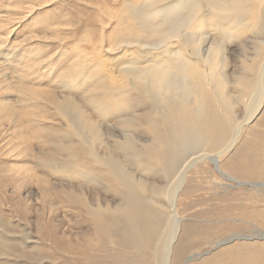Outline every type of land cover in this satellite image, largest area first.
I'll use <instances>...</instances> for the list:
<instances>
[{"label": "rangeland", "instance_id": "374dc122", "mask_svg": "<svg viewBox=\"0 0 264 264\" xmlns=\"http://www.w3.org/2000/svg\"><path fill=\"white\" fill-rule=\"evenodd\" d=\"M176 1L0 0V264H264V0H223L239 7L220 16L217 0H197L191 13H172L181 20L165 35L149 33L131 14L154 2L172 10ZM184 32L199 37L203 84L187 80L192 60V72L174 68L176 83L168 85L177 98L186 78L192 94L184 103L149 108L116 68L151 58L183 64L191 56ZM211 42L219 46L213 62ZM102 81L110 89L91 93ZM94 94L104 98L105 116L86 100ZM121 106L126 113H110ZM171 110L192 112L185 142ZM75 115L92 130L80 133ZM126 116L133 128L122 127ZM127 144L133 155L119 148ZM176 149L177 170L169 169L163 157ZM108 158L120 172L104 165ZM132 199L161 210L170 221L165 239L173 217L180 219L166 261L161 245L139 248L121 231L108 243L95 232L91 215L113 210L125 226Z\"/></svg>", "mask_w": 264, "mask_h": 264}, {"label": "bare ground", "instance_id": "6f19581e", "mask_svg": "<svg viewBox=\"0 0 264 264\" xmlns=\"http://www.w3.org/2000/svg\"><path fill=\"white\" fill-rule=\"evenodd\" d=\"M159 1V0H158ZM200 1V0H198ZM206 1H209V2H212L213 0H206ZM217 5L215 7V12L218 16H220V12L222 11H227L229 10L230 8H233V9H236L239 7V1H235L233 2V5H229L227 4L225 1L223 0H217ZM263 1V0H262ZM177 3V6L175 4L176 7H174V9L172 10H168L166 7H157V6H154V5H157L154 3H151V5L149 7H147L146 9H141V8H134L131 10V14L133 15L132 17L136 18V20L138 21V25L141 26L143 25L144 28H148L150 29L149 33H153V34H163L165 32V29H170V28H174V24L175 22H180V18H182V16L178 17L180 20H176V19H171V15L173 13L174 16H176V12H182V14L185 12V14L187 13V11H189L190 13L194 10H196L197 7V0H194V2H191V1H187V0H178L176 1ZM147 4V3H146ZM174 6V4H173ZM172 8V7H171ZM131 9V8H130ZM264 9V8H263ZM176 14V15H175ZM181 14V15H182ZM263 16V15H262ZM177 17V16H176ZM174 17V18H176ZM261 19V18H260ZM262 20V19H261ZM142 27V26H141ZM175 29V28H174ZM224 30V33H228L230 32L227 28H222ZM146 30V29H144ZM223 32V31H222ZM176 34V33H175ZM165 35V34H163ZM195 35V33H194ZM202 36V35H201ZM200 36V37H201ZM227 36V35H226ZM182 37V41L184 42V44L189 48V51L191 53V56L189 57L190 59H188L187 61H185L183 64H179V63H176V64H173L172 62H169L168 58L164 59L163 58H151V60L149 59V62H143V65L140 63V65L136 64V68H132L131 66H128V65H123V66H120V69L119 68H116V73L117 74H122L125 78L129 79L130 80V83H132L134 85V87H136L139 91V95H140V98L143 100V103L146 104V106H148L149 108L150 107H153V104L156 102H169L171 100H177L178 102H182L184 103V100L187 99L191 94L192 92L190 91L191 89L188 88V83L187 80H191V82H194V85L196 87V85H201L203 84V77L202 75L200 74V70H198L196 67H195V62L199 63L200 62V57H196V40L197 36H193L192 33L190 32H187L181 36ZM180 37V38H181ZM196 37V39H195ZM203 38V36H202ZM201 40L204 41V38ZM143 43V42H142ZM150 43V42H149ZM256 46V45H255ZM260 45H258L257 47L259 48ZM143 47V46H142ZM211 56L210 57V61L213 62V60L218 57L217 56V52L219 50V46L216 45V46H213V43L211 42ZM261 47V46H260ZM209 51V50H208ZM262 52V50H261ZM189 53V52H188ZM198 53V52H197ZM257 53V52H256ZM175 55V54H174ZM173 55V56H174ZM190 55V54H189ZM142 56V55H141ZM176 56V55H175ZM168 57V56H167ZM144 59V58H143ZM147 59V58H146ZM194 61V65H193V61ZM146 61V60H145ZM202 63H204L203 61H201ZM218 62V61H217ZM137 63V61H136ZM220 63V62H219ZM218 63V64H219ZM135 64V63H134ZM205 64V63H204ZM209 64V63H208ZM193 65L194 66V73H192L191 77L193 78H188L185 82L184 78L182 77L183 79V83L181 82L182 80H180L179 78V82L176 86V89H179V93H178V97L175 98V91H173L174 93H171L169 96L167 95V92L168 90H170L168 88V85L170 84V82L173 80V82L175 81L174 78H173V75L175 74L174 73V68H176L175 70H177V72L179 71L180 74L183 76L185 74V76L188 74V73H191L192 71H189V72H186V70H188V68ZM207 65V64H206ZM216 66V65H215ZM135 67V66H134ZM211 69V68H210ZM108 71V70H107ZM176 72V73H177ZM179 72L177 74H179ZM217 72V71H216ZM246 72V71H245ZM174 73V74H173ZM260 73V72H259ZM179 74V75H180ZM262 74V73H261ZM190 75V74H189ZM188 75V76H189ZM207 75V73H206ZM210 75V73H209ZM212 76V75H211ZM216 77H218L216 74H215ZM221 77V75H219ZM129 77V78H128ZM175 77V76H174ZM219 77V79H220ZM240 77V76H239ZM105 78V77H104ZM103 78V79H104ZM177 78V76H176ZM175 78V79H176ZM215 78V77H213ZM92 79V78H91ZM177 79V80H178ZM186 79V78H185ZM93 80V79H92ZM262 80V78H261ZM95 81V79H94ZM100 81V79H99ZM104 81V80H103ZM97 82L94 86V89L91 91V93H93L94 91H96V89L100 88L104 91H108L110 89L109 86H106L104 84V82ZM216 84L219 83V80L216 78L215 80H213ZM264 81V79H263ZM108 82V81H107ZM172 82V83H173ZM190 82V83H191ZM223 83V81H221ZM243 82V81H242ZM176 83V81H175ZM174 84V83H173ZM193 84V83H192ZM224 84V83H223ZM222 84V85H223ZM130 85V84H128ZM172 85V84H170ZM205 85V83H204ZM207 85V84H206ZM215 85V84H214ZM174 85H172L173 87ZM193 86V85H192ZM219 86V85H218ZM218 86L216 87L218 89ZM225 86V84L223 85ZM194 87V86H193ZM192 87V88H193ZM202 88H203V85H202ZM215 88V89H216ZM223 88V87H222ZM121 88L119 87V90ZM213 89V88H212ZM216 89V90H217ZM224 89V88H223ZM241 89V88H240ZM122 90V89H121ZM174 90V89H172ZM196 90V88H195ZM200 90V89H199ZM219 90H221V88H219ZM99 91V89H98ZM137 91V90H136ZM222 92V90L220 91ZM96 93V92H94ZM137 93V92H136ZM170 93V92H169ZM219 93V91H218ZM88 95V94H87ZM216 95V94H215ZM219 95V94H218ZM217 95V96H218ZM227 95V94H226ZM226 95H225V98H226ZM99 96V95H98ZM101 96V95H100ZM199 98H201V95H198ZM205 96V95H204ZM220 96V95H219ZM228 96V95H227ZM223 96V100H226ZM88 101V103L92 104L93 107H94V110L98 111L99 112V115H103L105 116V110L108 112L109 109L108 107L107 108H104V98L103 97H96V94H94L93 96H89V98L86 99ZM203 100V99H202ZM219 100V99H218ZM192 101V100H191ZM205 101V100H204ZM178 102H175L177 103V106L179 107V103ZM155 103V104H156ZM186 103V101H185ZM192 103V102H190ZM148 104V105H147ZM165 104V103H164ZM169 104V103H168ZM179 104V105H178ZM158 105V104H156ZM160 105V104H159ZM124 106V105H123ZM123 106H121L123 108ZM176 106V105H175ZM173 106V108L175 107ZM120 108V107H119ZM121 109V108H120ZM120 109H117L116 111L112 110L110 113L112 114H115L117 113V115L119 116V114H123V113H126V111L124 110H120ZM127 109V108H125ZM128 110V109H127ZM130 110V109H129ZM152 110V109H151ZM178 110V109H177ZM148 111V110H147ZM97 112V113H98ZM150 112V111H149ZM157 112V111H156ZM172 112V117L174 118V120L178 121L177 123H182V128L177 131V135L179 136L178 139L180 138V140L182 139V141L185 142V140L183 139H187L190 134V132L193 130V126H192V123H193V119H192V112L189 111V112H186V111H179V113H175L173 110H171ZM155 112H153L154 114ZM159 113V112H158ZM149 114V113H148ZM152 114V112H151ZM125 115V114H124ZM145 115V114H144ZM143 114L141 115L142 117L144 116ZM151 115H147L145 116V120H146V124L148 126V129L149 131L153 132L155 131V128L152 127V120L151 118L149 117ZM74 124L77 125V130L81 133L82 129H84L85 131H89V130H92L93 126L91 123H88L84 126V118L80 115H75L74 117ZM124 118V117H123ZM138 118V117H137ZM216 118V117H215ZM214 118V119H215ZM194 119H195V116H194ZM249 119V118H248ZM196 120V119H195ZM155 122V120H153ZM173 121V120H172ZM174 121V122H175ZM79 122V124H78ZM169 122V121H168ZM213 122V121H212ZM203 123V122H202ZM201 123V124H202ZM216 123V122H214ZM137 124V123H136ZM145 124V123H144ZM167 124V123H166ZM171 124V123H170ZM194 124V123H193ZM205 124V123H204ZM217 124V123H216ZM179 124H177V127H178ZM84 126V127H83ZM135 126V120L134 122L132 123L131 120L127 119V116L125 117V120H124V123L122 124V127L123 128H133ZM160 126L161 123H160ZM169 126V125H168ZM173 126V125H171ZM176 126V123L175 125ZM204 126V125H203ZM206 126V125H205ZM82 127V128H81ZM181 127V125H180ZM170 128V127H169ZM175 128V127H174ZM205 128V127H204ZM217 128V126L215 124L212 123V129H215ZM168 129V128H167ZM179 129V128H178ZM174 130V129H173ZM157 131V130H156ZM160 131V130H159ZM205 131V130H204ZM168 132V131H167ZM162 133V132H161ZM165 133V132H164ZM174 133V132H173ZM160 134V132H159ZM194 134V133H193ZM166 135V134H165ZM162 136V135H160ZM159 136V137H160ZM57 137V136H56ZM193 137V136H192ZM204 137V136H203ZM226 137V136H225ZM196 138V137H195ZM165 139V138H164ZM169 139V137H168ZM171 139V138H170ZM194 139V138H193ZM163 140V139H162ZM204 139H202L203 141ZM168 142V140H166ZM171 141V140H170ZM179 141V140H178ZM193 141V140H192ZM165 142V141H164ZM172 142V141H171ZM181 142V141H180ZM183 142V143H184ZM173 143V142H172ZM187 144H189V141H186ZM132 144V143H131ZM136 144V143H135ZM159 144V142H158ZM166 144V143H165ZM179 144V146H181L180 144L181 143H177ZM54 145V144H53ZM154 145V144H152ZM151 145V146H152ZM164 145V144H163ZM173 145V144H172ZM184 145V144H182ZM115 146V145H114ZM135 146V145H134ZM178 146V145H177ZM176 146V147H177ZM192 146V145H191ZM231 146V145H230ZM154 147V146H153ZM174 147V146H172ZM182 147V146H181ZM180 147V148H181ZM122 149L123 152H127L129 154L130 152V149H131V146L129 144L125 145V146H121L119 147ZM155 148V147H154ZM164 148V147H163ZM168 148V146H167ZM170 148V147H169ZM175 148V147H174ZM174 148H172V150H175ZM229 148V147H228ZM68 149V148H66ZM136 149V148H135ZM134 149V150H135ZM150 149V148H149ZM148 148L145 149V150H149ZM158 149V148H157ZM155 149V150H157ZM53 150V149H52ZM59 150V149H58ZM63 150V149H62ZM65 150V149H64ZM62 151L65 153V151ZM138 150V149H136ZM143 150V149H142ZM159 150V149H158ZM170 150V151H172ZM205 150V149H204ZM121 151V150H120ZM139 151V150H138ZM141 151V150H140ZM170 151H167L166 155L163 157V159H165V163L164 165L167 164V167H172V168H175L177 167V163L179 162L178 160H176V158H174V156L178 154V151H181L179 149H176V151L174 152H170ZM183 151V150H182ZM143 152V151H141ZM146 152V151H145ZM152 152V151H151ZM162 152V151H161ZM161 152H156V155L160 157L161 156ZM177 152L174 156L173 154ZM131 153V152H130ZM134 153V152H133ZM133 153H131L133 155ZM144 153V152H143ZM147 154V153H146ZM180 154H183L182 152ZM110 155V154H109ZM108 155V156H109ZM134 155H139L137 153H135ZM154 155V154H153ZM152 155V156H153ZM186 155V154H185ZM107 156V157H108ZM111 156V155H110ZM129 156V155H128ZM127 156V157H128ZM144 156V155H143ZM141 156V157H143ZM148 156V155H146ZM56 157V156H54ZM126 157V156H124ZM130 157H132L130 155ZM181 157V155H180ZM180 157H177L180 158ZM49 158H51L49 156ZM138 158V157H137ZM136 158V159H137ZM145 158V157H144ZM157 158V157H156ZM214 157H210V161L212 162V160L214 161L213 159ZM45 159H48V158H45ZM54 159V158H53ZM132 159V158H131ZM142 159V158H141ZM161 159V158H160ZM161 159V160H163ZM104 160V159H103ZM129 160V159H128ZM138 160V159H137ZM143 160V159H142ZM180 160V159H179ZM105 161V160H104ZM139 161V160H138ZM160 162V160H159ZM108 168L116 171L119 166H118V163L114 160V158H108L105 162H104ZM143 163V161H142ZM161 164V163H160ZM146 165V163H145ZM162 167V166H161ZM171 167L169 169H171ZM144 168V167H142ZM165 168V167H164ZM120 169V168H119ZM118 169V170H119ZM168 169V170H169ZM123 170V169H122ZM147 170V169H144V171ZM165 171H167V169H164ZM173 170V169H172ZM172 170H170L169 172H172ZM177 170V169H176ZM120 172V170H119ZM149 172V171H148ZM118 173V172H116ZM151 174V173H150ZM124 175V174H123ZM181 176L180 174H178V177ZM226 176V175H225ZM125 177V175H124ZM227 177V176H226ZM123 178V176H122ZM229 178V177H228ZM145 186V185H144ZM150 187V186H149ZM151 187H153L151 185ZM150 187V188H151ZM148 188V189H150ZM156 189H158L157 187H155ZM155 189L156 192H158L157 190ZM152 190V189H151ZM159 190V189H158ZM155 193V192H154ZM122 194H120L121 196ZM123 196V195H122ZM137 196V195H136ZM123 198V197H122ZM121 198V200H122ZM124 199V198H123ZM123 201V200H122ZM125 201V200H124ZM123 201V202H124ZM172 201H174V196H173V199ZM127 203L123 204L126 206ZM124 207V206H123ZM122 207V208H123ZM128 209L131 208V213H129L130 217V221L125 225V226H122L119 224V214L116 213L114 210L112 211V213L108 216V217H105V216H102V215H99V214H96V215H91V219H92V223H93V226H94V230L97 234L101 235V239L103 241H106L108 243H111L112 241L115 242L117 240V232L118 231H121L120 233H123L125 234L126 232H128V235L131 236L132 238L130 239V243L131 244H135L137 247L139 248H143L145 250H149L151 248H153V250H158V246L161 245L162 247V250L164 251V255H165V261L168 257V255L170 254V251H171V247L175 241V238L178 234V231H179V222H180V219H178L177 217H173L172 219V223H171V228L169 226V233H168V237L167 239H165V231H166V228L168 226V222H170L167 218H163L164 215L161 212L160 209H151L150 205H148L147 203L145 202H139L138 200H135V199H132L130 203H128V205L126 206ZM118 208V207H117ZM125 208V207H124ZM123 208V209H124ZM119 212H120V208H119ZM142 217V218H139V217ZM168 216V215H167ZM171 217V216H170ZM128 219V218H127ZM128 219V220H129ZM120 235V234H119ZM244 238V237H243ZM263 238H264V235H263ZM248 239V238H247ZM128 240V238L126 239V241ZM246 240V239H245ZM135 246V247H136ZM129 247V246H128ZM159 252V251H158ZM158 254H161V253H158Z\"/></svg>", "mask_w": 264, "mask_h": 264}, {"label": "water", "instance_id": "95a60500", "mask_svg": "<svg viewBox=\"0 0 264 264\" xmlns=\"http://www.w3.org/2000/svg\"><path fill=\"white\" fill-rule=\"evenodd\" d=\"M214 168L215 170H218V161L215 162Z\"/></svg>", "mask_w": 264, "mask_h": 264}]
</instances>
